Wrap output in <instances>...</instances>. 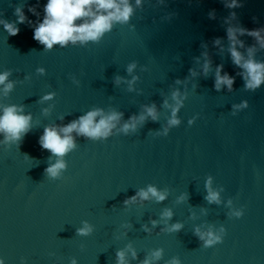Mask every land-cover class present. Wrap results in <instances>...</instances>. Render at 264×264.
Here are the masks:
<instances>
[{
	"label": "water",
	"instance_id": "95a60500",
	"mask_svg": "<svg viewBox=\"0 0 264 264\" xmlns=\"http://www.w3.org/2000/svg\"><path fill=\"white\" fill-rule=\"evenodd\" d=\"M230 2L142 0L138 7L128 0L129 20L114 22L97 41L47 49L33 39L47 0H0V21L20 30L11 36L0 24V73H9L0 84V114L14 106L31 116L19 141L5 143L0 133L5 264H118L119 251L125 264H170L174 258L180 264H264V83L254 91L245 88L244 70L233 64L227 38L230 26L264 29V0H237L241 6L235 8L226 6ZM17 8L24 23H17ZM216 39L221 45H214ZM238 39L245 59L255 47L252 59L264 63V48L254 37ZM204 52L211 61L207 75ZM217 65H223L221 75L234 77L231 90H215ZM8 83L13 87L5 93ZM176 90L182 97L180 123L170 126L165 101L174 106ZM243 101L248 107L234 108ZM153 105L156 120L146 116L134 131L121 130ZM97 109L105 116L121 114L107 138L74 130L69 135L75 146L64 156L41 148L45 128L55 127L63 138L59 129ZM58 159L65 168L52 178L45 170ZM209 179L219 203L205 199ZM149 186L166 193L165 199L149 194L142 200L137 193ZM166 210L170 218L162 216ZM236 211L243 215L236 217ZM177 223L181 228L170 231ZM85 224L91 231L81 234ZM221 228L222 242L210 247L196 234H219ZM157 250L161 256L153 259Z\"/></svg>",
	"mask_w": 264,
	"mask_h": 264
},
{
	"label": "clouds",
	"instance_id": "9594fccd",
	"mask_svg": "<svg viewBox=\"0 0 264 264\" xmlns=\"http://www.w3.org/2000/svg\"><path fill=\"white\" fill-rule=\"evenodd\" d=\"M163 2V0H161ZM142 4V0H136V5L139 7ZM229 8L239 7L237 0H231L230 3L226 5ZM29 11L36 15L35 8L30 7ZM133 12L132 7L128 3V0H47L44 5V18L41 22L33 28V39L43 44L47 49H51L54 44H59L65 46L69 42L75 44L80 42L81 44L87 41H97L102 37V35L111 30L114 22L125 23L129 20ZM15 14L18 17L17 23L25 22V15L20 8L15 10ZM233 15H235L233 13ZM212 14L210 13V18ZM82 20L80 24H76L75 21ZM4 28L7 30L9 35L15 36L19 34V28L15 24L0 21ZM264 29H254L249 30L244 27H228L227 28V38L229 41L228 51L231 55L232 62L234 65L242 68L244 73L242 76L245 80V88L247 90L254 91L262 83H264V63L255 62L252 57L255 52V47H250L247 49L248 58L245 57L237 50V47L243 48V41L238 39V36L248 35L256 39L257 43L261 48H264V36L261 32ZM215 46L221 45L220 39L213 41ZM222 50V49H221ZM204 56V63L202 65V72L204 75L210 70L211 61L208 59L207 52L202 53ZM199 62V61H197ZM135 64L128 66V73L131 74L135 68ZM43 73V69L39 70ZM223 71V65H217L215 69V81L214 88L216 91H220L222 86H226L229 90L232 89L234 83V77L230 76L228 73L221 75ZM189 74L193 77L197 73L189 69ZM9 73H0V84H4L7 80ZM137 78L134 76L132 81H129V90H131V84ZM121 81L120 77H116L115 83L119 84ZM177 84L181 81L177 80ZM13 85L8 83L4 86L3 91L7 93ZM51 95H45L42 99H51ZM172 99L175 101V105H168L165 101L166 107H171V119H169L168 124L170 126H175L180 123L176 118L177 112L182 105V97L179 90L172 92ZM248 107L247 101L241 102L239 105H234V108H246ZM22 109H17L16 107H8L3 109L2 114H0V133L4 135V142L19 141L22 134L29 131L31 116L20 115L18 112ZM145 114H141L138 117L132 116L129 121L125 123L122 127V131L127 133L129 130L134 131L138 123H142L147 117H151L153 120L157 119V112L155 106H146L144 109ZM235 114V113H233ZM100 117L98 122H94L96 117ZM121 114L112 113L105 116L103 112L99 109L88 112L86 115L81 116L78 120L71 122L67 126L59 129L63 133V138L58 134L55 127L45 128L43 135L39 138V144L42 149L49 150L53 155L57 157H62L69 150L74 148V141L70 133L74 130L77 134H83L89 138H107L112 129L115 128V122L120 119ZM193 121H189L192 124ZM168 128L164 129V134H167ZM65 168V163L62 160H57V162L48 167L45 171L52 178H56L59 175V170ZM211 180L206 184L208 191L205 199L208 202L219 203V194L213 191L210 187ZM149 194L154 197L158 202L163 201L166 197V193L158 192L155 187L149 186L147 191L141 190L137 195L142 199L146 200L149 198ZM183 199V197H181ZM136 196L131 197L129 200L125 201V204L134 202ZM172 215L171 211H165L162 213L163 217L170 218ZM236 217H241L243 215L242 211H236L233 213ZM155 224V222H153ZM181 225L179 223L172 226L170 231L179 230ZM81 234H87L91 231L87 224L84 228L79 230ZM224 229H220L219 234H213L211 230L208 232H200L196 229V234L201 240L204 241L205 247L213 246L217 243L222 242V234ZM161 256V251L157 250L152 254L153 259H159ZM118 264H125V253L123 251L117 252ZM133 258H135V253L133 252ZM0 264H5L4 260L0 258ZM21 264H24L22 261ZM72 264H76L73 260ZM144 264H150L149 260H145ZM170 264H180L178 259H173Z\"/></svg>",
	"mask_w": 264,
	"mask_h": 264
}]
</instances>
